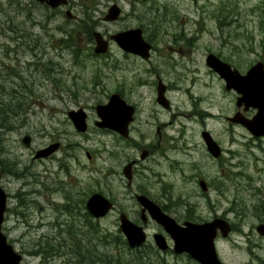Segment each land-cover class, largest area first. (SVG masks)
Instances as JSON below:
<instances>
[{
  "label": "rangeland",
  "instance_id": "rangeland-1",
  "mask_svg": "<svg viewBox=\"0 0 264 264\" xmlns=\"http://www.w3.org/2000/svg\"><path fill=\"white\" fill-rule=\"evenodd\" d=\"M114 2L122 8L121 18L103 19ZM146 7L149 13L145 12ZM87 8L93 9V31L107 36L122 27L139 26L141 21L153 30L166 29L167 34L159 43L163 45L161 49L168 50L171 60L165 61L172 64L204 70L210 52L227 61L232 58L244 70L258 60L264 61V0H70L60 10L37 0H0V98L9 102L10 95L15 93L18 98L13 105L21 106L20 114L8 117L11 125L0 134L1 161L3 166L13 168L11 172L7 167L0 181L10 195L3 229L23 255V263L41 264L43 260L42 264H81L71 251L88 242V223H93L101 236L119 232L116 212L95 218L83 206L85 195L78 193L100 192L99 148L104 138L94 125L98 118L95 106L107 102L108 95L117 90L119 75L114 72L113 63L105 64L93 51L95 41L89 39L83 27ZM67 10L73 15L70 19ZM65 30L74 35L75 47L61 44L60 40L66 38ZM192 36L196 37L194 44L189 42ZM111 50L115 54L118 48L112 44ZM110 60L115 61V56ZM213 81L218 89L220 111H225L232 96L223 90L220 81ZM80 106L90 114L85 135L77 133L68 116L69 110ZM218 124L221 129L227 122L220 120ZM233 128L232 133L218 134L226 148L222 158L214 160L202 148L203 173L218 178L224 194L212 192L210 197L198 200L197 206L193 204L195 214L207 219L213 216L215 208L217 214H228L232 220L230 235H220L216 240L218 254L226 264H264V237L255 230L264 220V143L260 148L246 147L243 128ZM25 134L32 136L30 146L22 141ZM57 141L61 148L52 156L35 157L38 149ZM78 142L94 153L89 168L82 167L70 154H79L75 146ZM81 159L88 164L85 152ZM185 188L193 191L190 198L195 201L194 184L178 181L182 193H188ZM231 208L233 212L229 211ZM48 223H62L59 234ZM43 235H63L67 239L66 244H61L63 251L53 255L41 251L40 247L49 243L60 245L45 239L39 243ZM149 242L156 247L152 240ZM150 248L143 249L145 255L153 253L150 264L162 259L167 264H199L184 254L177 256ZM100 249L109 248L101 245Z\"/></svg>",
  "mask_w": 264,
  "mask_h": 264
},
{
  "label": "flooded vegetation",
  "instance_id": "flooded-vegetation-1",
  "mask_svg": "<svg viewBox=\"0 0 264 264\" xmlns=\"http://www.w3.org/2000/svg\"><path fill=\"white\" fill-rule=\"evenodd\" d=\"M60 9L58 8V10ZM129 28L122 27L116 32H124ZM262 32L264 33L263 28ZM143 33L145 39L150 43L146 58L127 51L116 43L118 51L115 54L112 52L111 46L109 51L103 54L104 60H106L105 64L113 63L114 72L119 74L117 75L118 88L115 92L133 109V114L126 133L119 130L125 128L126 114L124 116L120 112L117 118L119 128L117 125L115 128L108 127L105 123L98 127L95 124L97 119L94 120L95 127L99 129L104 138L101 140L99 148L101 158L99 189L105 198L113 204L108 214L111 212L118 214V234L123 235L121 222L122 216L125 215L137 226L143 228L147 242L152 240L156 243L154 236L156 233H161L169 245L166 251L180 256L183 254L175 252V241L171 232L156 218L160 214V210L172 217L175 224L182 227L187 223H202L215 220L218 217L226 218L229 222L232 221L228 214H217L215 208L213 216L207 219H201L200 215L197 217L195 214L196 208L193 204L197 206L198 200H203L206 196L210 197L212 192L224 194L222 187L220 188L221 185L217 182L218 178L203 173L202 148L206 155L218 160L226 154V148L218 138L219 132L232 133L234 132L233 127L243 128L244 136L247 138V142H244L245 146L256 148L263 146L264 134L257 136L249 128L239 123L241 118H253L257 109L247 106L236 89H228L224 78L206 61L204 70L195 67L189 68L183 63L180 66L169 63L165 61L166 59L171 60L167 55L168 50L161 49L163 45L159 43L163 35L167 34V30L143 27ZM195 39L196 37L192 36L189 39L190 44H194ZM261 44L264 46V40H261ZM168 48L170 49L171 46ZM113 56L116 58L115 61L110 60ZM224 60L227 61L225 58ZM227 62L234 70H238L242 74H246L249 70H244L232 58H228ZM186 70L189 71V74ZM213 80L220 81L223 90L232 96L230 106L225 111L222 108L220 111L218 89ZM110 95H108L107 102ZM79 108L85 109L83 106ZM85 111L89 123L90 114L86 109ZM236 115H240L241 118ZM70 120L77 133L85 135L88 129L81 131L71 118ZM220 120L227 122L221 129L218 127ZM101 121L104 122L102 117ZM210 138L219 144L221 148L219 156H215L210 151L208 147ZM231 140H233L232 136ZM57 142L59 143L58 148L46 157L52 156L61 148V143ZM76 144H78L75 146L78 147L79 154L74 151L70 154L82 167L89 168L90 161L94 159V153L83 143ZM84 152L89 161L88 164L81 159V154ZM232 153L234 155V152ZM198 156H201V159ZM239 174L246 178L244 172ZM88 178L90 179V177ZM225 178L227 179V177ZM177 180L185 184H194L195 201L190 198L192 190L185 188L188 193H182L178 189ZM60 183L62 185L63 180ZM78 193L85 195L83 206L86 208L90 197L89 190H79ZM7 195L9 201L8 192ZM66 198H68L67 195ZM229 211L233 212L234 208ZM261 223H264V220H261L259 224ZM48 224L55 227V233L59 234L57 230L62 223ZM230 224L233 227V224ZM172 225L171 227H173ZM153 226L155 228L151 230ZM103 234H107V232ZM68 235H71L70 231ZM53 238L43 235L38 241L45 239L44 241H56L63 245L67 243V239L63 235L53 236ZM184 255L187 254L184 253ZM98 257V261H102L104 258L102 255ZM42 263H44L43 260H41ZM25 264L30 263L26 261Z\"/></svg>",
  "mask_w": 264,
  "mask_h": 264
},
{
  "label": "water",
  "instance_id": "water-1",
  "mask_svg": "<svg viewBox=\"0 0 264 264\" xmlns=\"http://www.w3.org/2000/svg\"><path fill=\"white\" fill-rule=\"evenodd\" d=\"M46 2L51 7L55 8L61 5L68 4V0H38ZM121 8L117 4H112L105 16L106 20H115L119 17ZM67 14L71 17L72 13L70 10ZM96 38L95 51L97 53L106 52L108 50V40H106L101 32L94 33ZM123 48L132 52L138 53L144 57L148 56V50L150 44L146 42L143 37L142 29L135 28L124 32H119L112 36ZM207 62L212 66L219 74L226 80L228 88H235L240 93L245 91L249 87L256 91L253 106L260 109L259 113L251 120L239 121L249 127L256 135L264 134V64L258 62L254 65L246 75L240 74L238 71L232 70L231 66L222 61L214 54H209ZM262 78V80H259ZM259 91V92H257ZM244 96L242 97V99ZM244 100V99H243ZM128 107V108H127ZM118 108H122V114L125 117L124 120V133L127 132V126L130 122L133 114V109L116 93H114L107 105H97L96 110L99 116H101L104 122L97 120L96 124L101 126L103 123L108 127H114L117 125V118L119 116ZM263 110V111H262ZM121 114V115H122ZM70 117L76 124V127L85 131L88 123L86 121V113L83 109L72 110L69 112ZM118 126V125H117ZM118 126L117 128H119ZM262 127V128H261ZM26 145H30L31 136L26 135L23 138ZM208 146L211 152L215 155L219 154L218 145L208 139ZM58 147V143L50 145L46 149L39 150L36 157L47 156ZM0 172V178H1ZM146 203V202H145ZM152 204V202H149ZM149 205V204H148ZM87 210L96 218H100L106 215L109 209L112 207L110 200L102 196L101 194H94L87 201ZM7 209V194L0 185V264H22V254L17 252L13 245L8 241L7 235L3 232V222L5 219V212ZM159 215L156 216L157 220L164 224L171 232L172 237L175 241L174 250L176 253L187 252L194 260L200 264H226L218 255L216 247V237L218 235V229L221 230L224 236H227L230 232V224L224 223L221 220H216L211 223H187L186 226H180L175 224L174 220L169 216L163 214L161 210ZM161 215V216H160ZM160 216V217H159ZM173 227H171V225ZM171 227V228H170ZM121 230L126 236L128 243L131 247H136L143 244L146 240V233L142 227L132 223L125 215L122 216ZM257 230L264 234V224H260ZM155 242L157 246L165 250L168 248V243L161 233L155 234Z\"/></svg>",
  "mask_w": 264,
  "mask_h": 264
},
{
  "label": "trees",
  "instance_id": "trees-1",
  "mask_svg": "<svg viewBox=\"0 0 264 264\" xmlns=\"http://www.w3.org/2000/svg\"><path fill=\"white\" fill-rule=\"evenodd\" d=\"M94 9V6L90 7ZM93 9L87 8L88 15L85 17V22H83V27L85 28V32L88 34V37L90 40H94L93 37V27L94 24L93 18L90 15V13L93 11ZM86 11V12H87ZM136 12V10H135ZM146 12V11H145ZM137 15V14H136ZM140 19L143 18L140 15H137ZM67 33L68 31L65 30ZM74 35L70 32L69 38L61 39V44H64L65 46H76L75 39L73 37ZM72 37V39H70ZM12 95V94H11ZM9 102L0 98V134H3L4 128L11 125L10 118H13L14 116H17L19 113V110L21 106L16 107L14 104V99L18 98L15 93L11 96ZM5 113H8L7 115ZM10 122V123H8ZM1 138V137H0ZM1 150V149H0ZM0 165L2 170L7 172V167L10 168V171H13V168L9 165L4 164L1 161L0 157ZM6 165V166H5ZM15 173V172H14ZM16 175H19L18 173H15ZM89 225V231L88 235L89 240L85 243H80L79 246H76L71 253L76 255L78 258L79 263L81 264H94L96 262H104L106 264H150V260H152V252L146 253L142 250H132L129 248L126 240L122 237V235H112V234H106L101 236L99 229L94 226L93 223H88ZM97 240V242H93L94 239ZM87 244V245H86ZM101 245L105 246L107 251H102L100 249ZM112 246V249H110V246ZM68 246V245H67ZM63 245H54L52 243L47 244L46 246L40 247L41 251L44 250V253H49V255L53 254H60L63 250ZM44 248V249H43ZM152 249V248H150ZM40 252V251H39ZM104 254L105 257L102 259V261H98L99 257L98 255ZM93 256H96L94 258ZM156 259V258H155ZM159 263L156 262V260H153V264H167L164 259L158 260Z\"/></svg>",
  "mask_w": 264,
  "mask_h": 264
},
{
  "label": "bare ground",
  "instance_id": "bare-ground-1",
  "mask_svg": "<svg viewBox=\"0 0 264 264\" xmlns=\"http://www.w3.org/2000/svg\"><path fill=\"white\" fill-rule=\"evenodd\" d=\"M264 61H262V63H263ZM259 80H262V78H259ZM255 90L252 88L251 90H249V87L247 88V89H245V91L243 92V96H244V103L245 104H247V106L250 104V105H254L253 104V102H254V99H255V96L257 95V94H255ZM257 92H259V91H257ZM258 96V95H257ZM118 112L120 113V112H122V108H118ZM244 117V116H243ZM246 118L244 117V118H242V120H245ZM252 133H254L253 131H252ZM94 194H101L102 196H104L101 192H95V193H92L91 195H90V197L91 196H93ZM89 197V198H90ZM192 258V257H191ZM193 259V258H192ZM194 260V259H193Z\"/></svg>",
  "mask_w": 264,
  "mask_h": 264
}]
</instances>
